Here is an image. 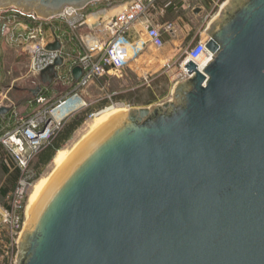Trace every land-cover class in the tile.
<instances>
[{"label":"water","instance_id":"1","mask_svg":"<svg viewBox=\"0 0 264 264\" xmlns=\"http://www.w3.org/2000/svg\"><path fill=\"white\" fill-rule=\"evenodd\" d=\"M101 1L0 9L53 17ZM206 33L212 59L186 65L172 101L123 112L80 143L41 192L17 264H264V0H229Z\"/></svg>","mask_w":264,"mask_h":264},{"label":"built area","instance_id":"2","mask_svg":"<svg viewBox=\"0 0 264 264\" xmlns=\"http://www.w3.org/2000/svg\"><path fill=\"white\" fill-rule=\"evenodd\" d=\"M167 1L173 0H126L123 10L115 15H110L109 9L92 13L102 21L99 25L105 31V38L101 44L86 47L84 53L69 51L65 47V42L68 33L73 34L87 25L90 17L87 9L96 3L82 10L68 8L62 14L53 17H41L16 7L0 9V66L6 45L14 52L26 53L30 57V73L39 80L34 89L38 91L36 98L42 93L46 95L47 86L57 83L70 89L64 96L51 102L46 108L35 111L30 117L18 116L15 113L18 124L8 132L6 136L8 140L4 143L8 146V152L20 169L22 177L13 192L12 204L7 208H0L2 224L10 226L9 231L6 230V242L0 246L1 260L6 259L8 264H17L19 242L25 226L22 212L28 191L35 180L34 174L29 172L33 159L63 129L68 121L65 115L69 110L76 113L83 109L85 103L82 94L93 82L105 76L119 77L127 67L138 63L149 47H155L158 51L165 49L166 41L162 31L174 35V24L169 23L164 29L159 28L155 14ZM227 3L224 2L221 9ZM131 33L135 34L136 39H130ZM57 41L61 44L59 50H47L50 44ZM208 41L207 36L188 44L176 61H169L164 66L166 72L173 71L176 66L179 67V73L175 76L177 79L175 86L190 78L186 69L190 61L199 68L202 61L208 63L211 61L212 54L206 47ZM59 58L63 59V64L57 67L58 77L53 84L43 85L40 74L54 65ZM78 67L83 70V75L77 81L73 71ZM36 101L43 104L47 98L41 96ZM10 104V100L0 96V108L7 107L13 111L14 108ZM117 108L124 110L126 106L122 103H113L110 107ZM0 130L4 129L0 127ZM26 145L31 150L29 156L26 155ZM14 147L18 148L17 153L13 151Z\"/></svg>","mask_w":264,"mask_h":264},{"label":"rangeland","instance_id":"3","mask_svg":"<svg viewBox=\"0 0 264 264\" xmlns=\"http://www.w3.org/2000/svg\"><path fill=\"white\" fill-rule=\"evenodd\" d=\"M224 2H228V0H189L186 4H183V7L178 11V13L181 17L180 22H183L187 28L179 27L178 25H175L174 27L180 38L184 39V36L188 34L189 28H193L196 30L202 29L201 37L205 39L207 37V33L205 31L206 26L220 17V14L223 10L221 7ZM197 8L203 9L202 13L196 15L194 10ZM208 15L209 17L207 18V21L204 20ZM162 33L164 34L165 38L167 36H171L170 34H166L164 31H162ZM181 44L184 50V48L187 46V43ZM161 52L162 51H158L157 49L151 47L138 62L143 66L141 70L139 68L140 71L137 69V72L134 70L125 69L122 71L119 77H102L93 82L83 92L82 100L85 103V106L79 112L69 115L67 118V123H71L72 121L79 120L83 117H86V119L84 124L73 134L70 141L64 146L63 149L65 151L71 152L74 149V147L83 139V137L89 133L92 125L98 117L104 113L113 112L115 109H110L113 103L125 104L126 108L123 109L125 111L124 114H126L133 108L152 107L173 100L172 91L177 82L175 76L179 73V67L176 66L173 71L166 72L164 66L167 64V62L161 58ZM180 55L176 56V58L171 62L176 61ZM155 57H158L157 60L154 59ZM1 60L0 96L10 100V105L14 108L13 111L9 113L11 114L9 116V121L13 118L12 121L15 127L18 124V118L15 116V113H17L18 116L30 117L38 109L46 108L51 102L53 103L66 94V89L55 87L54 89H51L52 91H55V94L52 96L54 98L47 100L43 104H38L32 91L38 85L39 80L34 78L30 73V57L26 53L19 52L18 54H15L12 49L4 45V54ZM147 64L149 66L151 65L148 69L144 68V66ZM120 94L126 95V99L114 101V97ZM23 106L28 107L26 108V112L20 111V113H18L19 107ZM9 131L12 130L9 128L0 130V141H3L0 142V146L2 147L0 152L1 209L7 208L12 204L14 194L12 192L7 197H2L1 195V190L4 188L6 183V178L3 173V166L12 167V162L15 163L8 152V146H6L4 143L8 140L6 136ZM53 161L45 168L40 179L49 177L55 171V165ZM29 172L33 174L31 170ZM39 180H34L26 197L22 212L25 220V226L28 221L27 209L30 203L31 194L35 184ZM5 226L2 224V218L0 217V246L6 242V230L9 231L8 228L10 227L9 225ZM25 226L23 232L25 231ZM4 261H6V259L1 260L0 256V264Z\"/></svg>","mask_w":264,"mask_h":264},{"label":"crops","instance_id":"4","mask_svg":"<svg viewBox=\"0 0 264 264\" xmlns=\"http://www.w3.org/2000/svg\"><path fill=\"white\" fill-rule=\"evenodd\" d=\"M125 2H126V0H105V1L97 2L96 4L90 6L87 9V13L90 15L87 25L76 30L73 34L68 33V37H67V40L65 42V47L69 51H78V52L84 53L86 51V47L96 46L98 43L101 44L105 38V31L102 28V26L99 25L100 24L99 22H102L99 20L100 18L98 16L93 15L92 13H94L96 11L109 9V14L115 15L118 12H120L121 10H123V8H124L123 4ZM187 2H188V0H173V1H167L166 3H163L159 7L160 11H158L155 14L156 24L159 26V28L164 29L165 26L169 23L174 24V27H175V25H178L179 27L187 28V26L185 24H183V22H180L181 21L180 16L172 19V17L170 16V14L168 12L170 7H172L175 4L176 13H178V11L183 7V4H186ZM208 17H209V15L206 16L204 20L207 21ZM209 25H210V23L206 26L205 31L208 29ZM62 28L66 29V27H62ZM174 32H175L174 35H171L170 37L167 36L165 38L166 47L160 53L161 58L164 59L165 62L172 61L176 58V56L181 54V52L183 50V46L181 43H187V45H188L190 43H193V42H196L198 40L203 39L201 37L202 29L196 30L193 28H189L188 34L184 36V39L180 38V36L176 30ZM51 36L52 35L50 34L49 38H51ZM129 37L132 40L136 39V36L133 33H131L129 35ZM150 48L151 47H149L148 49H150ZM14 53L18 54V52H14ZM139 68L141 70L143 68V66L140 65L139 63H134V64L130 65L129 67H127L126 69L134 70L137 72V70H139ZM55 87L66 89L65 91L70 90L68 86L66 87V86H63V85H60L57 83V84H54L52 86H47V89H46L48 91L47 94L45 95V93H42L37 98L44 96L47 98V100L53 99L54 97H52V96L55 94V91H52L51 89H54ZM172 93H173V91H172ZM26 108H28V107L27 106L19 107L18 113H20V111L26 112ZM10 115L11 114L5 115V116H2L0 118V127L2 126V129L9 127V129L12 130L15 128L13 121H12L13 118L10 119V121H9ZM4 175L6 178L7 175L5 173H4Z\"/></svg>","mask_w":264,"mask_h":264},{"label":"trees","instance_id":"5","mask_svg":"<svg viewBox=\"0 0 264 264\" xmlns=\"http://www.w3.org/2000/svg\"><path fill=\"white\" fill-rule=\"evenodd\" d=\"M175 4L170 7L168 10L172 19L179 16V13H176ZM1 88V83H0ZM126 99V95L120 94L114 97V101H121ZM86 117H83L79 120L72 121L71 123H66L63 129L57 133V135L43 147L42 151L38 156L32 161L30 165V170L35 176V180H39L43 174L45 168L52 163L56 154L61 151L64 146L70 141L73 134L84 124ZM2 147L0 146V152ZM3 172L6 176V183L4 188L1 190L2 197H7L10 193L14 192L19 180L22 177L20 169L12 162L11 166H3ZM1 264H8L7 261H4Z\"/></svg>","mask_w":264,"mask_h":264},{"label":"bare ground","instance_id":"6","mask_svg":"<svg viewBox=\"0 0 264 264\" xmlns=\"http://www.w3.org/2000/svg\"><path fill=\"white\" fill-rule=\"evenodd\" d=\"M207 64H208L207 61H202L200 63V69L203 70ZM123 112L125 113L124 110L115 109L111 113H104L103 115H101L100 117H98L95 120V122L92 125L89 133L85 137H83V139L74 147V149L71 152H67L64 149H62L61 151H59L56 154L54 161H53L54 165H55V171L49 177H44V178L40 179L34 186V189L32 191L31 198H30V203H29V206L27 209L28 221L26 223L25 230H26L27 226L31 223L32 210H33L35 204L37 203V201L41 195V192L56 178L60 169L69 162L70 158L72 157V155L74 154V152L76 151V149L78 148L80 143L83 142L84 140H86L87 138H89L94 133H96L99 130L106 127L111 122H113Z\"/></svg>","mask_w":264,"mask_h":264}]
</instances>
